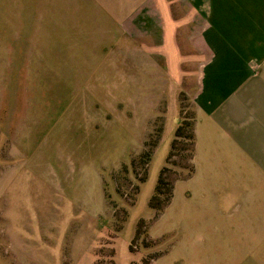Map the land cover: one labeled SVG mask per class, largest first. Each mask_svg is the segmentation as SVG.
I'll list each match as a JSON object with an SVG mask.
<instances>
[{
    "label": "rangeland",
    "instance_id": "obj_1",
    "mask_svg": "<svg viewBox=\"0 0 264 264\" xmlns=\"http://www.w3.org/2000/svg\"><path fill=\"white\" fill-rule=\"evenodd\" d=\"M156 9L0 0V264H250L193 176L191 33Z\"/></svg>",
    "mask_w": 264,
    "mask_h": 264
},
{
    "label": "crops",
    "instance_id": "obj_2",
    "mask_svg": "<svg viewBox=\"0 0 264 264\" xmlns=\"http://www.w3.org/2000/svg\"><path fill=\"white\" fill-rule=\"evenodd\" d=\"M155 2L157 31L184 26L200 61L193 176L218 211L219 240L228 250L232 241L235 256L264 264V0Z\"/></svg>",
    "mask_w": 264,
    "mask_h": 264
},
{
    "label": "trees",
    "instance_id": "obj_3",
    "mask_svg": "<svg viewBox=\"0 0 264 264\" xmlns=\"http://www.w3.org/2000/svg\"><path fill=\"white\" fill-rule=\"evenodd\" d=\"M183 128H184V126L180 123L175 128L174 136L175 137H179L180 135H182L183 134V132H182ZM191 130H192V122H189V123L188 122H185V133L188 132L187 138L189 139V143L191 145H193V136H192ZM158 190H159V188H158V186H156L155 191L157 192ZM157 195H158V192L155 193V194H153L152 200H155ZM159 205H162V204H159ZM159 205H156V204L155 205H150V207H152V208H160Z\"/></svg>",
    "mask_w": 264,
    "mask_h": 264
}]
</instances>
